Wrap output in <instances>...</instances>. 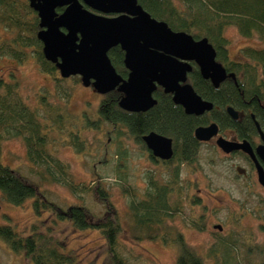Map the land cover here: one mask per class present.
<instances>
[{"label":"trees","instance_id":"1","mask_svg":"<svg viewBox=\"0 0 264 264\" xmlns=\"http://www.w3.org/2000/svg\"><path fill=\"white\" fill-rule=\"evenodd\" d=\"M138 1L153 17L167 22L173 30L185 31L195 39L208 38L216 49L217 60L228 73H234L235 76L228 77L219 87H215L210 80L203 78L199 67L195 65L189 80L204 99L214 103L213 110L201 116L187 114L184 107L176 104L172 95L165 93L161 87L155 92L157 104L144 112L122 109L119 105L122 93L117 90L104 95L99 107V120L111 125L109 134L114 133L120 138L129 133L145 148L147 146L143 137L151 131L171 137L174 141L175 154L170 160L156 159L147 148L152 160L166 166L168 181L161 182L154 174H150L142 196L124 187L130 196L128 216L132 221L134 241L152 240L176 245L180 251L177 264H207V258L215 264H264V256L259 261H253L249 254L242 262L240 243L236 238L222 239L219 248H211L205 257L199 255L188 244L184 233L169 223L170 219L183 211L186 196L181 182L182 167H192L195 163L202 143L194 135L198 126L217 122L221 130L236 129L240 137L253 139L257 135L258 121L264 131V46H246L242 48L241 59L235 60L230 56V40L226 36V29L235 27L241 36L256 37L264 42V0H179L184 5L183 9H179L173 0ZM58 10L62 11V8ZM0 25L15 33L10 41L3 40L0 43L1 55H9L18 62H24L32 53L41 71L56 81L66 80L56 64L45 57L43 43L38 38L40 18L31 7L30 0H0ZM28 48H31L30 52ZM109 56L117 71L127 77L123 49L116 46L110 50ZM68 78L73 79L75 85L82 83L79 75ZM64 94L67 100L72 95L65 90ZM40 98L45 121L41 119L39 109L33 108L23 98L19 80L14 75L12 80L0 75V158L6 141L21 138L36 174L42 180L64 183L74 193L91 188L105 210L102 214H96L87 206L78 204L63 208L48 200L36 182L1 162L0 191L9 202L16 205L23 204L30 197L34 198L33 206L37 215L49 210L78 229L100 231L107 246V257L102 264H127L118 250L123 230L118 207L101 179L93 187L75 183L68 165L49 151L50 136L46 127L62 132L66 119L61 106L50 103L46 96ZM229 105L244 113L239 119L241 122L227 112ZM86 122L96 124L90 118ZM70 133L71 144L78 151H84V140L76 133ZM194 224L200 226L198 221ZM51 233V230L50 233L40 231L34 225L33 232L20 235L11 224L0 225V237L16 252H24L35 264H78L77 254L68 251L67 243L56 240ZM246 239H250L249 235Z\"/></svg>","mask_w":264,"mask_h":264},{"label":"rangeland","instance_id":"2","mask_svg":"<svg viewBox=\"0 0 264 264\" xmlns=\"http://www.w3.org/2000/svg\"><path fill=\"white\" fill-rule=\"evenodd\" d=\"M173 2L179 9L184 8L179 0ZM14 34L0 25V43L10 41ZM226 36L230 40V56L235 60L241 59L242 48L246 46H264V42L256 37L241 36L235 27H228ZM0 75L7 80H12L14 75L19 80L23 98L39 109L43 121L45 112L41 96L61 106L66 119L65 129L60 132L46 127L50 136L48 149L68 165L75 183L93 187L101 179L122 216L123 230L118 250L127 264H177L180 251L176 245L152 240L134 241L132 221L128 216L130 196L124 189L142 196L150 174L165 183L169 173L166 166L152 160L147 148L129 133L120 138L114 133L109 134L111 125L99 120L104 94L93 86L75 85L71 78L56 81L41 71L32 53L24 62L0 53ZM64 90L72 93L70 99L64 97ZM86 116L96 124H88ZM70 131L84 140V151H78L71 144ZM225 133L226 138L234 139L233 131L224 129L220 132L223 136ZM0 162L36 182L48 200L63 208L78 204L87 206L96 214L105 210L91 188L74 193L64 183L42 180L36 174L21 138L4 143ZM182 168L181 182L186 200L183 211L169 223L184 233L188 244L199 255L205 257L211 248H219L222 239L236 238L240 243L241 261L244 262L246 254L253 261H259L264 256V186L258 182L249 160L241 153L226 154L213 140L200 144L192 167ZM39 169L43 170L42 167ZM33 203L34 198L30 197L23 204H13L0 191V225L11 224L20 235L33 232L34 225L45 233L51 230L56 240L67 243L68 251L77 254L78 264H102L106 260V241L100 231L78 229L49 210L37 215ZM196 221L200 226L194 224ZM216 225H221L222 229ZM248 235L250 239H246ZM207 260V264H215L213 260ZM0 264L35 262L24 252L13 250L0 237Z\"/></svg>","mask_w":264,"mask_h":264},{"label":"water","instance_id":"3","mask_svg":"<svg viewBox=\"0 0 264 264\" xmlns=\"http://www.w3.org/2000/svg\"><path fill=\"white\" fill-rule=\"evenodd\" d=\"M30 5L40 18L38 38L45 57L56 64L62 77L79 75L85 86H93L104 95L121 92L119 105L124 110L148 111L157 104L155 92L161 87L187 114L201 116L212 111L214 103L204 99L189 82L193 63L215 87L235 76L217 60L208 38L195 39L185 31L173 30L138 0H30ZM116 46L125 52L127 77L117 71L109 56ZM227 112L233 119L239 118L232 105ZM256 125L264 142V131L258 121ZM220 131L219 124L211 122L198 126L194 135L200 142H208ZM143 139L156 158H173L171 137L151 131ZM216 143L226 153H248L264 186V167L258 158L264 161V143L256 152L247 140L238 142L220 135ZM215 227L222 229L221 225Z\"/></svg>","mask_w":264,"mask_h":264},{"label":"flooded vegetation","instance_id":"4","mask_svg":"<svg viewBox=\"0 0 264 264\" xmlns=\"http://www.w3.org/2000/svg\"><path fill=\"white\" fill-rule=\"evenodd\" d=\"M62 10H63V8H62ZM193 65H194V67H195V63H193ZM239 111V110H238ZM209 113V112H208ZM206 114V113H205ZM242 116H244V113L242 112V111H239V118L237 119V120H239L240 118L242 119ZM240 122H241V120H239ZM211 123V122H210ZM209 123V124H210ZM220 126V125H219ZM256 127H257V125H256ZM229 130H231V131H233L234 132V136H233V141H238V142H242V141H244V140H247L249 143H250V145L252 146V148L254 149V151L256 152L257 151V147L259 146V145H261V144H263L264 142H263V140H262V138H261V135H260V133H259V131H258V128H257V135H255L254 136V138L253 139H249V138H243V137H240V135L238 134V132L236 131V129H231V128H228ZM220 130H221V127H220ZM222 131V130H221ZM220 131V132H221ZM220 135H222V134H220L219 133V135H218V137L220 136ZM223 136V135H222ZM217 136L216 137H213L210 141H208V142H211V141H213V140H217V138H218ZM225 138H226V133H225V136H224ZM228 139V138H227ZM230 140H232V139H230ZM217 144V143H216ZM218 146V145H217ZM219 147V146H218ZM220 148V147H219ZM221 149V148H220ZM222 150V149H221ZM223 151V150H222ZM226 153V152H225ZM230 153H241V154H243L246 158H247V160H249V162H250V164H251V166L254 168V170L256 171V175H257V168H256V164H255V162L253 161V159L250 157V155L248 154V153H246V152H244L243 150H237V151H234V152H230ZM230 153H226V154H230ZM258 156V155H257ZM155 157V156H154ZM156 158V157H155ZM258 158H259V160H260V162H261V164H262V166L264 167V161L258 156ZM156 159H159V158H156ZM159 160H162V159H159ZM257 179H258V177H257ZM259 182V181H258Z\"/></svg>","mask_w":264,"mask_h":264}]
</instances>
